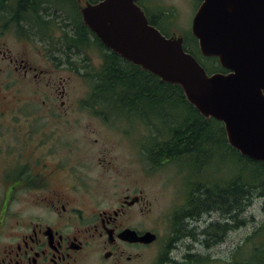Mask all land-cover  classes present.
Returning a JSON list of instances; mask_svg holds the SVG:
<instances>
[{"label":"flooded vegetation","instance_id":"obj_1","mask_svg":"<svg viewBox=\"0 0 264 264\" xmlns=\"http://www.w3.org/2000/svg\"><path fill=\"white\" fill-rule=\"evenodd\" d=\"M102 1L49 0L40 17L31 0H0V264H144L152 255L154 264H207L209 252L240 229L237 187L226 192L225 182L212 183L207 166L218 148L209 156L208 147L193 144V131H181L177 146L184 134L187 152L186 169L178 171L182 190L175 189L162 214L145 198L142 138L136 154L128 147L120 152L127 166L136 163V177L124 156L114 155L112 142L102 140L130 142L142 133L146 115L138 98L89 97L100 73L113 77L129 63L145 71L85 24L83 11ZM196 1L188 31L176 14L166 18L147 0L137 5L166 38H182L184 49L189 44L196 52L192 26L203 0ZM73 78L91 85L87 97L72 93ZM105 86L116 90L118 84ZM131 88L124 80L122 90ZM181 163L168 155L160 164L147 162L149 172ZM163 225L166 240L146 254L160 244ZM147 233L153 242L138 240Z\"/></svg>","mask_w":264,"mask_h":264},{"label":"water","instance_id":"obj_2","mask_svg":"<svg viewBox=\"0 0 264 264\" xmlns=\"http://www.w3.org/2000/svg\"><path fill=\"white\" fill-rule=\"evenodd\" d=\"M139 1L103 0L83 11L84 22L114 53L180 86L205 119L223 123L233 149L264 164V0H203L192 33L202 56L226 71L212 74L185 51L182 38L151 26Z\"/></svg>","mask_w":264,"mask_h":264},{"label":"trees","instance_id":"obj_3","mask_svg":"<svg viewBox=\"0 0 264 264\" xmlns=\"http://www.w3.org/2000/svg\"><path fill=\"white\" fill-rule=\"evenodd\" d=\"M31 1L34 4L36 15H39L40 17V10H48L51 8L48 3L49 0ZM185 50L188 52L190 51L192 55L195 56L198 62L206 69L208 74L217 72L226 73V71L219 65L218 59L203 57L199 50L196 52L190 50L189 44L185 45ZM125 67L127 68L118 69V72H113V77H110V71L100 73V80L96 83L89 97L123 98L129 96L138 98L145 103L144 108L147 109L145 110V112H147L145 113V116L147 117L149 114L152 116H162L157 109L164 111L165 108H168L172 112V105L174 104L175 106L183 104L188 110V115L180 122L179 120L173 121L174 124H172V127H169L168 139H161L158 143L152 141L154 144L149 150H146V155L149 161H152L154 164H160L161 161L165 160L166 155H168L173 161L184 160V157L187 155V152L182 149V147L186 145L184 134H182L180 147L177 145L179 139H181V131L191 130L193 131L191 137L193 144L199 147H208V150H205V152L209 153V156L213 149L215 150L216 148H223L224 151L222 156L230 157L232 154L235 155V166L238 162L240 169L239 171L234 172V175L229 182H225V190L226 192H232L233 185L235 184V187H237V195L240 200V214H243L255 195L264 198V164L244 157L238 151L233 149L228 144L223 123L214 119H205L191 104H189L180 86L163 83L159 77L146 71L140 72L139 68V70H137V67H133L130 63L125 64ZM111 80L118 84L116 90L106 88L105 83ZM124 80L128 85L132 86L130 89L132 93H127L122 90ZM162 113L164 114V118L168 116V113ZM169 115L172 117V113ZM173 146H175L174 149H172ZM199 149L202 151L201 148ZM209 160L206 162L208 163ZM228 162L231 163V159H229ZM229 195L233 196V194ZM241 223L243 224L244 221L242 220ZM246 249L248 255H243L242 253ZM235 253V258L233 257L234 262H232V264H264V224L258 227L252 235L248 236L244 244L237 249ZM159 264H169V261L161 260Z\"/></svg>","mask_w":264,"mask_h":264},{"label":"rangeland","instance_id":"obj_4","mask_svg":"<svg viewBox=\"0 0 264 264\" xmlns=\"http://www.w3.org/2000/svg\"><path fill=\"white\" fill-rule=\"evenodd\" d=\"M149 3H151L152 6L157 8V11L159 14H162L166 18H172L177 15V17L180 19V26L184 31H188L191 27L192 19L195 14V11L197 10L198 2L196 0H147ZM174 7V8H172ZM69 86L72 89V93L78 97V98H84L87 97L89 92L91 91V88L89 83L82 82L81 80H77L73 78L71 80V83ZM145 110H147L145 108ZM159 113L163 116H152L149 114V117L144 116V125L143 129L141 130V134H134L132 140H129L130 142H127L126 140H123L120 142L119 138L117 137H110V138H103L102 140L106 142H112L114 148L113 153H115V156H120V152L124 147H128L129 153L136 154L138 150H134V147H139L140 139L142 147L145 146L146 150H149L150 147L154 143H158L163 140L168 139V132L169 127H172V124H174L173 121L179 122L185 118V116L188 115V110L185 105L180 104L175 106L172 105V112L165 108L164 111H160L157 109ZM162 112L168 113V116L164 118V114ZM147 113V112H144ZM170 113H172V117H170ZM83 123H87L88 121L86 118H83ZM138 119H133V123H137ZM84 128V127H83ZM82 128V129H83ZM91 129H101L99 128L96 123H92ZM105 130V129H104ZM107 130V129H106ZM154 134L157 138L158 135L162 136L159 140L156 141L151 138ZM105 136V134H103ZM140 136V137H139ZM139 137V139H138ZM106 139V140H105ZM110 139V141H109ZM154 141V143L152 142ZM109 145V144H108ZM130 148L132 150H130ZM223 148L216 149V159L213 161L210 166H207V173L208 178L213 182H229L231 178L234 175L235 171H239V163H236L235 166V160L236 157L234 154L230 155V157L221 156L219 157V154H223ZM124 156L123 163L126 165V159L127 156L122 154ZM132 157V154H129V161ZM229 159H231V163L228 162ZM148 158L145 153V168L149 172V164H147ZM180 162H184L178 165H167L162 167L159 170L151 171V172H145L144 175V182L143 187L145 189V198L152 202L155 208H158L160 212L163 214L167 212L170 209V206L173 203V198L175 195V189L178 188L179 190H182V181L179 177V169L184 170L186 169V161L181 160ZM127 166V165H126ZM206 167V168H207ZM127 168H130V171L133 173L134 177H136L137 173V167L136 163L134 165H128ZM110 187V186H109ZM129 187H132L131 184H129ZM180 194V193H179ZM232 199V198H231ZM244 221L242 224L241 221ZM264 224V198L260 197L258 195H255L252 198L251 203L246 207L243 214H240V229L237 233H231L227 238V244L223 245L222 247H218L216 249H213L209 252L210 259L207 264H232V255L231 253L234 251V258H235V252L237 249H239L245 242L246 238L250 235H252L258 227ZM168 232V226L163 225V228L161 230V241L158 246H156L154 249H149L146 251V254H151L154 252H158L160 247L162 246L163 242L166 240V235ZM200 251V250H198ZM203 252V251H202ZM243 255H248L247 249L243 251ZM155 259L154 256H148L144 258V264H154Z\"/></svg>","mask_w":264,"mask_h":264}]
</instances>
